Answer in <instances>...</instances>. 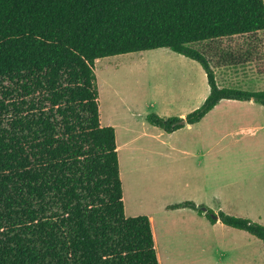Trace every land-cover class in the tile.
Returning a JSON list of instances; mask_svg holds the SVG:
<instances>
[{
  "label": "trees",
  "instance_id": "16d2710c",
  "mask_svg": "<svg viewBox=\"0 0 264 264\" xmlns=\"http://www.w3.org/2000/svg\"><path fill=\"white\" fill-rule=\"evenodd\" d=\"M261 32L264 0H0V264H159L150 219L125 215L95 64L158 49L200 64L210 87L200 108L147 116L170 134L223 100L264 106V91L220 87L216 76L250 63L264 76ZM181 208L264 244L258 223L169 207Z\"/></svg>",
  "mask_w": 264,
  "mask_h": 264
},
{
  "label": "crops",
  "instance_id": "0c3cea01",
  "mask_svg": "<svg viewBox=\"0 0 264 264\" xmlns=\"http://www.w3.org/2000/svg\"><path fill=\"white\" fill-rule=\"evenodd\" d=\"M205 99L206 97L203 100ZM202 102L197 108L203 104ZM231 105L237 108L233 109ZM217 111L224 116L251 118L253 121L251 124H240L233 129L229 126L224 128L227 122L234 120L231 118L232 120L228 119L225 122H214L210 129L204 128V123ZM100 115L101 125L112 126L116 132L125 215L147 216L150 219L159 264H264V244L250 233L228 227L221 222L216 224L207 222L205 216L190 208L169 209L170 206L182 204L183 202L179 200L185 199V192L192 188L189 181L191 162H194L199 180L196 178L192 180L193 192L197 197L190 198L198 206L203 205L202 198L205 197L208 188L202 172L207 174L208 142L215 133L218 134V139L213 147L216 148V164L222 169V179L229 183L230 188L242 186L255 192L257 185L255 182L251 183V179L241 176L234 177V172L238 175L245 170L248 171L250 166L245 167L242 157L246 158L250 154L254 155L256 150L264 149L263 105L223 100L199 123L187 125L170 134L149 124L145 120L146 113L137 111L135 106L128 102L125 104L123 124L120 123V126L114 120L105 124L102 111ZM184 117L186 116H181ZM233 166L235 171L232 173ZM253 167L254 163L251 165V168ZM159 174L167 185L166 198L156 201V198L149 195L146 203L145 200L138 202L135 196L136 184L145 183L152 187L154 179ZM249 204L254 205V201L251 200ZM137 205H144L148 211H138ZM216 208V213L227 209L223 204ZM259 222L264 225V219H260ZM158 224L161 228L164 226L172 229L171 235L160 239L157 234ZM218 231L222 233L219 234ZM175 247H182L183 250H177Z\"/></svg>",
  "mask_w": 264,
  "mask_h": 264
},
{
  "label": "rangeland",
  "instance_id": "374dc122",
  "mask_svg": "<svg viewBox=\"0 0 264 264\" xmlns=\"http://www.w3.org/2000/svg\"><path fill=\"white\" fill-rule=\"evenodd\" d=\"M260 36L264 38V33H261ZM242 42V40L235 39V43L241 45ZM95 74L99 89L100 111H102V119L105 124L110 120L116 121L118 126L120 123L123 124L126 102L135 106L137 111L146 113V121L147 116L152 114L163 118L187 116L197 110L199 103L201 101L204 103V97L207 98L210 93L206 74L201 65L168 49L100 59L95 64ZM216 76L220 87L252 92L264 91V76L257 73V63L239 67H220L216 69ZM201 106L202 104L199 108ZM231 108L236 109L237 106L231 105ZM228 119L232 121L227 122L224 128L229 126L230 129H233L240 124L248 125L253 121L251 118L240 119L230 115L224 116L217 111L209 117L203 127L210 129L214 122H225ZM217 128L220 129V127ZM217 137L218 134L215 133L211 141L208 142L207 174L202 172L207 182L208 191L202 198L203 205L199 206L215 212L216 207L223 204L227 209L218 211V213L223 212L230 216L245 218L264 226L259 222L260 219H264V149L256 150L254 155L250 154L246 158L242 157L245 167L250 166L248 171L245 170L236 175L234 166L231 169L232 173L234 172V177L241 176L251 179V183L255 182L257 184L255 192L244 189L242 186L230 188L229 183L222 179L220 165L216 164V148L213 147V144L216 143ZM252 163L255 164L253 168H251ZM191 167L189 181L192 188L185 192V199H178L183 203H195L191 198L197 197L193 192L192 180L194 178L199 180V177L195 172L194 162H191ZM136 186L135 196L138 202L145 200L146 203L149 195L156 198V201L166 198L165 188L167 185L162 180L161 174L154 179L152 187L145 183L139 185L137 183ZM251 200L254 201V205L249 204ZM137 209L141 212L148 211L144 205H137ZM207 222L210 221L207 219ZM158 228L157 234L160 239H165L172 233V229L164 226L161 228L159 224ZM218 233L222 232L218 231ZM175 249L183 250L182 247H175Z\"/></svg>",
  "mask_w": 264,
  "mask_h": 264
}]
</instances>
